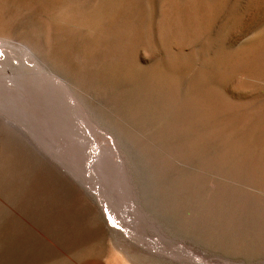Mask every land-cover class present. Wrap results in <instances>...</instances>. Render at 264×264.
<instances>
[{
    "label": "rangeland",
    "instance_id": "rangeland-1",
    "mask_svg": "<svg viewBox=\"0 0 264 264\" xmlns=\"http://www.w3.org/2000/svg\"><path fill=\"white\" fill-rule=\"evenodd\" d=\"M169 1L0 0L21 264H264V0Z\"/></svg>",
    "mask_w": 264,
    "mask_h": 264
},
{
    "label": "bare ground",
    "instance_id": "bare-ground-1",
    "mask_svg": "<svg viewBox=\"0 0 264 264\" xmlns=\"http://www.w3.org/2000/svg\"><path fill=\"white\" fill-rule=\"evenodd\" d=\"M65 1V0H64ZM173 1V0H172ZM168 2V1H167ZM171 2V0L169 1V3ZM165 3V2H164ZM179 4V3H177ZM171 5V6H170ZM174 6L175 3H173ZM170 7H172V4H169ZM166 7V6H165ZM164 7V8H165ZM167 8V7H166ZM169 10V9H168ZM166 12V11H164ZM164 15V14H163ZM167 15V14H166ZM171 16V15H170ZM165 18V17H163ZM167 19V18H166ZM170 21L168 22H173V18L172 17H169ZM20 28V27H19ZM16 27L13 26V25H10V24H7V23H3V22H0V38L1 39H5L6 37H9L10 34H13L15 33L16 31ZM22 31V30H21ZM23 33V32H22ZM5 36V38H4ZM7 40V39H6ZM0 46L3 48V55H4V58H0V66L3 65V67L5 66L4 62L6 61V58H7V51L5 49V46L3 45V43L0 41ZM19 64L16 66V67H20L26 71H31V69L33 70V67L31 66H28V65H24V64H21V62L19 61L18 62ZM34 66V65H33ZM7 67V66H6ZM13 67V66H12ZM11 67V68H12ZM10 68V66H9ZM18 68V69H20ZM37 68V67H34V69ZM15 69V68H13ZM40 69V68H39ZM0 70H4L3 68H0ZM6 70V69H5ZM38 70V69H37ZM4 72V71H3ZM11 73V72H10ZM31 73V72H30ZM2 74V73H1ZM22 75V74H21ZM21 75H18V78H20L23 82V77ZM26 75V74H24ZM33 75H36L35 73L33 74L32 72V77L29 75V78H34ZM20 76V77H19ZM38 76V74H37ZM15 77V76H14ZM27 76H25V81H27L26 79ZM40 77V76H39ZM38 77V78H39ZM28 78V79H29ZM41 78V77H40ZM39 78V80H40ZM15 79V78H14ZM31 79H29V81H31ZM36 77L32 80H35ZM43 79V78H41ZM37 80V79H36ZM19 81V79H18ZM28 81V82H29ZM32 82V81H31ZM40 82V81H39ZM48 82V81H47ZM43 83V82H42ZM21 84V83H20ZM41 84V82H40ZM47 84V83H46ZM43 85V84H42ZM38 86V85H37ZM40 86V85H39ZM61 87V86H60ZM44 88V87H43ZM36 89V88H35ZM56 89V88H55ZM38 91V90H37ZM47 91V90H46ZM56 91V90H55ZM59 91V90H58ZM10 92V91H9ZM6 93V94H9ZM40 92V91H39ZM37 92V93H39ZM36 93V92H35ZM34 93V94H35ZM45 93V92H44ZM55 93V92H54ZM11 94V93H10ZM30 94V93H29ZM49 95V94H48ZM47 95V96H48ZM10 97V96H9ZM13 97V96H12ZM52 97V96H51ZM74 101V100H73ZM68 102V101H66ZM66 109V108H65ZM75 109V108H74ZM72 111V110H71ZM18 129V128H17ZM81 130V129H80ZM83 130V129H82ZM82 133V132H81ZM80 133V134H81ZM85 136H86V132L84 133ZM83 134V135H84ZM43 144V143H42ZM45 149V148H44ZM47 153V152H46ZM50 154L54 157V158H57L59 159L55 153H51ZM50 155V156H51ZM45 156V154H44ZM47 156V154H46ZM49 156V155H48ZM45 159V158H44ZM58 161V160H56ZM61 161V160H60ZM60 163V162H59ZM68 164V163H67ZM73 171V170H72ZM76 171V170H75ZM83 171V170H82ZM5 190L7 192H12V191H15V186L12 184V183H6V186H5ZM4 202H1L2 203H5V206H7L9 212H7V216L3 217L4 215L3 214H0V217L2 216L3 218H0V264H21L23 261H24V257H21V255L18 257V255L16 254V251L17 249H19L20 251L21 250H25V246H26V243L27 242V239H26V229L29 228V227H32V228H35L37 227L36 224L33 223V221L28 217V215L26 213H24L22 210H20L18 208V202H17V199L11 197V196H4L3 198ZM7 210V211H8ZM129 214V211L128 210H123L122 212V215L118 214L117 215V219H119L121 221V225L122 227H124V225H127V216ZM19 216L21 218V222L20 224L23 225V226H19V228H17L18 226L16 225L15 223V216ZM16 216V217H17ZM128 226V225H127ZM42 228V227H41ZM39 229V228H38ZM43 229V228H42ZM145 244L151 246L152 243L150 242H144ZM156 243V242H155ZM153 245V244H152ZM155 245V244H154ZM158 245V244H157ZM152 247V246H151ZM156 247V245H155ZM152 249H154V246L152 247ZM156 249V248H155ZM157 249L159 250V247H157ZM156 252V251H155ZM20 254V253H19ZM104 254V253H103ZM169 254H171L172 256H176V257H180V256H186V257H189L188 255H186L184 253V250L182 249H179V248H173L171 251L169 250ZM106 256L104 255H96L94 261L92 260H88L86 261L85 263H80V264H111L107 259H105ZM180 258H183V257H180ZM23 260V261H22ZM195 262V261H193ZM196 263V262H195ZM117 264V263H115Z\"/></svg>",
    "mask_w": 264,
    "mask_h": 264
},
{
    "label": "built area",
    "instance_id": "built-area-1",
    "mask_svg": "<svg viewBox=\"0 0 264 264\" xmlns=\"http://www.w3.org/2000/svg\"><path fill=\"white\" fill-rule=\"evenodd\" d=\"M1 45V44H0ZM0 58H4V55H3V48L0 46ZM106 219H108L106 217ZM109 222V221H108Z\"/></svg>",
    "mask_w": 264,
    "mask_h": 264
}]
</instances>
